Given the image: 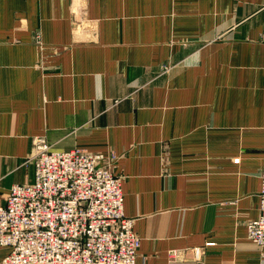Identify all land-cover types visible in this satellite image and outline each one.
I'll use <instances>...</instances> for the list:
<instances>
[{
    "label": "crops",
    "instance_id": "1",
    "mask_svg": "<svg viewBox=\"0 0 264 264\" xmlns=\"http://www.w3.org/2000/svg\"><path fill=\"white\" fill-rule=\"evenodd\" d=\"M263 31L264 0H0V204L43 137L115 157L136 264H264Z\"/></svg>",
    "mask_w": 264,
    "mask_h": 264
},
{
    "label": "built area",
    "instance_id": "2",
    "mask_svg": "<svg viewBox=\"0 0 264 264\" xmlns=\"http://www.w3.org/2000/svg\"><path fill=\"white\" fill-rule=\"evenodd\" d=\"M264 42V31L259 37ZM25 161L33 180L14 184L0 204L3 264H136L140 239L123 213V177L115 157L80 148L52 149L43 137ZM258 216L247 240L264 248V158ZM178 251H170L174 258Z\"/></svg>",
    "mask_w": 264,
    "mask_h": 264
}]
</instances>
